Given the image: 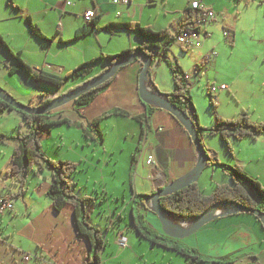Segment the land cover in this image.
<instances>
[{
    "label": "crops",
    "instance_id": "crops-1",
    "mask_svg": "<svg viewBox=\"0 0 264 264\" xmlns=\"http://www.w3.org/2000/svg\"><path fill=\"white\" fill-rule=\"evenodd\" d=\"M70 1L71 5L67 6L62 0H0V38L13 52H19L23 62L36 74L44 72L62 77L80 64L95 59L101 54L115 55L119 52H116L117 50L110 51L108 47L105 48V42L106 40L112 41L114 37L120 38L121 34H125L128 41L127 45L123 46L120 51L137 48L146 42L132 31H106L104 28L110 23H139L154 31L167 29L169 33L174 34L182 21L181 15L184 9L189 6L192 0H130L128 4L119 5H113L110 0ZM199 1L206 9L213 11L210 6L208 7V0ZM88 9L96 11L97 21L94 27L89 26L83 20L82 15ZM26 19L36 25L42 36L48 40L33 36ZM83 29L84 32L81 31ZM207 36V33L206 36L204 34V37ZM174 47L176 46L169 47L167 56H172L177 61L173 53ZM198 48H201V44ZM215 62L214 60L213 63ZM12 65L14 62L0 45V87L23 105H29L31 97L45 95V98H54L73 86L65 85L58 89L33 80L23 71L9 74L8 70ZM129 65L119 70L106 90L97 96L89 106L77 112L73 102H71L73 108L67 107V110L74 112V114L70 116H64L65 109L64 111H57V114L72 122L84 120L86 124H93L89 128L87 136H84L82 131L81 136L87 140L86 145L89 146L94 143L98 146L92 150L93 153H97L95 156L100 153L101 157L90 162L92 155L88 157L85 154L81 158L77 153L79 162L76 160L68 162L79 164L78 168L83 165L87 173L89 171L97 172V178L86 176L84 180L78 178L77 172L71 181L73 184L72 193L76 197L93 199V201L85 204V221L99 231L103 240L104 245L98 253L100 264H155V261L145 258L142 248H134L137 245L134 238H124L126 231L137 233L131 226V214H134L135 220L139 222L144 220L147 225L149 224V227L159 231L158 219L144 204L141 196L151 195L158 186H165L188 175L197 161V152L188 134L165 110L157 108L152 112L147 125L144 124L145 135L141 138V125L133 119V117L141 116L145 112L144 103L140 101L137 92V76L141 66L138 60ZM154 65H156L155 68L159 66L158 60L155 61ZM153 66L147 76V89L154 88L163 95L171 94L173 91L172 81L164 89L158 88ZM107 67L108 62L106 61L96 62L92 65L93 72L91 75L96 76L103 69L106 70ZM186 78V86L189 91L191 87L190 77L186 74ZM239 78L240 75L231 77L230 86H227L228 90L233 89V93H237L239 85L237 88L236 82ZM258 86L262 91L260 102L263 104L260 110L256 107L250 111L251 117L249 116V119L251 118L252 120H250L253 122H264V77ZM113 109L128 111L133 117L120 115L101 117ZM108 119L116 122V124L108 121ZM114 128H116L117 134L114 133ZM51 129L42 130L41 151L51 161H64L57 149L59 145H55L56 138L52 136ZM18 132H27L23 125L22 115L15 111L2 113L0 115V135L11 137ZM99 134L102 135L101 141ZM208 138L211 137H200V142L210 157L205 167L206 170H209V174L214 173L217 167L216 163L229 166L238 165L249 177L254 180L257 179L264 188L263 134L255 138L229 139L232 155L226 152L219 137L214 139L217 141V147L214 143L211 144ZM48 140H50L49 151L43 147V141ZM125 142L130 143L128 144L130 146L128 147L130 160L134 154L132 169L135 170V173L142 171L146 174L144 179L146 182L138 183V185L141 184L143 192H136V182H134V185L130 186V192L127 196L129 200H125L127 199L124 194L126 190L122 188L125 182L122 181L123 176L117 169L118 159L113 162L115 148L120 147ZM79 145L80 142L77 139L74 146L78 147ZM14 146L15 143L11 140L0 141V156L4 157V147L9 155L8 163L3 169H0V196L3 199L15 192V187L10 184L8 178L4 177V172L10 166V156ZM148 156L153 157L152 165L146 164ZM105 168H109V170L105 171ZM118 175H120L119 178ZM135 177L138 180L137 173ZM105 178H108L110 182H105ZM49 183L50 171L46 168L39 170L34 167L27 173L25 192L16 199H9L12 205L8 211L14 213V220L12 219V221H15L16 225L12 231L0 237V242H2V238L9 242L2 243L13 251L28 250L29 253L38 255L41 260H32L37 264H89L87 257L92 248L85 237L77 235L73 209L70 206H64L60 212L53 210L51 200L47 196ZM209 184L214 185L215 182L210 181ZM220 184H229V179L221 178ZM129 217L131 221L128 225ZM0 218H2V213ZM241 225L245 227L243 232H239ZM191 236L184 244L196 248L203 255H206L208 246L217 248L227 246L231 244V241L239 243L240 247L234 250L230 251L225 248L224 255L220 252L217 256L206 255L211 260L222 257L232 264H264L263 232L254 218L247 214L217 218ZM139 237L143 239L140 235ZM119 238L125 242L123 247L119 245ZM140 239H137V243L140 242ZM241 243L246 244V247L254 246L255 249L233 256L243 249ZM256 246H259L260 250H257Z\"/></svg>",
    "mask_w": 264,
    "mask_h": 264
},
{
    "label": "trees",
    "instance_id": "trees-1",
    "mask_svg": "<svg viewBox=\"0 0 264 264\" xmlns=\"http://www.w3.org/2000/svg\"><path fill=\"white\" fill-rule=\"evenodd\" d=\"M258 3H264V0H258ZM195 12H197V10H192L189 6L184 9L181 15L182 21L178 30L174 34L169 33L167 29L154 31L149 27L132 22L110 23L104 29L109 32L116 30H122L126 32L132 31L148 42H145L137 48L143 50L151 57L150 69L155 61L159 58L166 59L173 84V91L168 95V101L176 108L191 117L199 129V137H219L226 152L229 155H232L229 139L239 140L244 137L255 138L258 135H264V122H252L245 114H241L237 116V118L231 120H225L215 116L214 125L211 128H202L198 125L197 114L186 86V74L182 71L181 67L176 61L169 62L167 60V52L169 47L172 44H175L176 37L181 31L198 32L197 29L192 28ZM96 21L97 16L91 22H89L88 25L94 27ZM26 22L33 36L38 39L48 40L42 36L38 27L33 25L30 20L26 19ZM81 31L84 32V29ZM0 45L14 62V65H12L8 70L9 74H13L17 71H23L27 73L33 80L40 81L58 89L65 85H73L65 92L73 90L83 82L93 78L94 75L91 76L93 72L92 65L96 62L106 61L108 62L107 68H109V66L115 64L119 59L131 54L134 49H137H125L115 55L101 54L97 58L80 64L73 70L65 73L62 77H59L44 72L36 74L23 62L20 57V53L13 52L2 41L1 38ZM103 71H105V69H103L101 72ZM115 77L116 74L103 84L85 92L75 99L73 101L75 111L79 112V110L89 106V104L93 102L97 96L106 90ZM206 91L210 96L209 91ZM45 97V95H38L35 98L31 97L29 99V105L35 107L45 106L52 100V98ZM209 104L212 109H215L212 99H210ZM144 107L145 112L141 116L133 117L128 111L113 109L107 113H104L101 117L103 118L111 115H120L125 117L131 116L135 121L140 123L141 138H143L145 135L144 124L147 125L152 112L157 109L155 106L149 104H144ZM7 111H15L22 115L23 125L26 127L27 132H18L15 136L11 137L0 135V141L12 140L15 142V146L10 156V166L4 172V177L8 178L10 184L15 187V194H11L8 198L5 197V199L8 201L9 199H16L25 192L26 175L32 168L35 167L39 170L42 168L48 169L50 171V183L47 189V196L51 200V206L53 210L55 212H60L64 206H70L73 209L77 235L85 237L92 248L90 255L87 257L89 264H100L98 253L104 245L103 240L99 235V231L85 221V204L93 201V199L87 197L79 198L72 193L73 184L71 179L78 172L79 164L68 161H51L44 156L40 146L42 130H47L57 125H75L77 128L81 129L84 136H87L89 128L93 126V124H86L84 123V120L72 122L60 114L55 113L54 111L44 115L26 114L13 109L7 103L0 100V115ZM98 136L99 140L101 141L102 135L99 134ZM136 149L138 151V148ZM133 162L134 154L132 155L131 159L130 171H132ZM216 166L220 167L223 176H226L229 179V184H214V190L210 194L205 195L202 192V189L199 187L197 181L187 185L173 194L161 197L159 199L161 207L165 210L168 217L174 223H182L184 221L193 219L200 215L207 208L218 202H234L245 208L257 209L264 212V188L256 180L249 177L238 165L229 166L216 163ZM145 196L142 195L141 197L144 198ZM252 217L260 226L264 239V230L262 229L259 220L253 215ZM131 219V226L141 237L147 239L152 244L163 246L176 252V254L183 256L186 259L185 264H232V262L226 261V259L222 257L211 260V258H208L206 255H203L197 251L196 248L187 246L184 244V241H186L188 238L180 241L161 234L150 235L152 231H150L146 226H143L142 222L137 223L133 213L131 214ZM141 228H143L145 232H141Z\"/></svg>",
    "mask_w": 264,
    "mask_h": 264
},
{
    "label": "rangeland",
    "instance_id": "rangeland-1",
    "mask_svg": "<svg viewBox=\"0 0 264 264\" xmlns=\"http://www.w3.org/2000/svg\"><path fill=\"white\" fill-rule=\"evenodd\" d=\"M208 2V7L210 6L213 9L214 19L208 21L205 25H201L200 27L201 33L199 35V42L201 43V48L191 47L188 50H184L177 44L171 45L176 46L173 48V53L177 60V64L181 67L182 71L187 74L188 77H190L191 87L189 89V94L198 117V125L202 128H211L214 125L215 116L225 120H231L237 118V116L241 114H245L249 118V116L251 117L250 111L256 109V107L260 110L263 104L260 102L262 91L258 85L264 77V3L259 4L258 0H208ZM204 32L207 33V37H204ZM225 33H228L229 36H226ZM127 41V36H125V34H121L120 38L114 37L112 41L106 40L105 48L108 47V50L110 51L117 50L116 52H120L121 48L127 45ZM212 53H215V56L208 59L207 56L211 55ZM171 57L167 56V60L169 62H174L175 59L173 57L170 59ZM214 60L216 61L215 63H213ZM158 63L159 66L157 68H155L156 65L153 66L155 68L154 71L156 72V81L158 82L157 86L158 88L164 89L171 82V74H169L170 70L166 63V59L159 58ZM128 66L130 65H127V67ZM237 75H240V78L236 82L237 88L239 85L237 93H233V89L228 90V87V91L224 90L217 93L214 92V89H218L221 85L230 86L229 82L231 77ZM206 90L209 91L210 96ZM210 99H212L215 109L211 108L209 104ZM71 105L72 104L70 102L60 108L55 109L54 112L57 113V111H64L65 109L66 111L64 116L73 115L74 112H68L67 110V107H72ZM124 119L129 121L126 118ZM108 121L111 120L108 119ZM114 123L116 124V122ZM74 127L66 125H57L51 127L52 136H55L56 138L55 145H59L57 149L59 150L58 152L61 155L62 160H76V162H79L80 159L78 160V156L82 158V156L86 154L88 157H90V155L93 156L90 157V162H92L97 160L98 157H101L100 153H98L97 156H95L97 153H93V150L98 146H96L94 143L89 146L86 145L87 140L81 136V129ZM114 133L117 134L116 128H114ZM77 139L79 140L80 145L75 147L74 143ZM208 139L210 140L211 144L214 143V145L217 147V141L214 140L216 139L215 137ZM120 143L122 144V142ZM128 144L130 143H123V145L120 146L122 147L120 150H117L120 148L119 146L115 148V155H113V162L118 159L117 169L124 177H122V181L125 183H123L122 188L123 190H126L124 193L126 198L130 192V186L134 185V182H136L137 193L143 192V189L141 190V184L138 185V183L146 182L144 180L146 178V174H144V172L136 171L137 176H139L138 180H136L135 170L132 169V171H130L131 160L128 150V147L130 146H128ZM43 147L49 151L50 140L43 141ZM4 153V157L0 156V169H3L9 161L8 151L5 147ZM77 153L79 154L78 156ZM120 159L122 160L120 161ZM99 165H101V163H99ZM101 166L105 167L103 165ZM112 169L113 167L111 170ZM107 170H109V168H105V171ZM208 171L209 170L205 169L198 180L199 187L202 189V192L205 195L210 194L214 190V187L212 186L213 184H209L210 181H213L216 185H218L220 184V179L226 177L223 176L220 167L215 168V174L213 173L211 175ZM77 175L80 180H84L86 176L97 178V172L89 171L87 173L84 170L83 165H80V168H78ZM119 176L120 175H118V178ZM105 179V182H110L108 178ZM125 200H129V198ZM142 200L144 201L145 197ZM247 215L252 217L251 214ZM12 219L14 220L13 212L3 211L2 218H0V237L5 236L6 233L13 230V227L16 225V223L15 221H12ZM128 219L129 220H127V224L129 225L131 219L130 217ZM136 222L139 223L137 220ZM141 222L143 226H146L150 231H152L150 235H164L161 232L160 227L159 231H156L153 229V227L150 226V228L146 221L143 220ZM243 231H245V227L241 225L239 232ZM141 232H145V230L141 228ZM137 234L138 233L134 231H126L124 238H134V241H136L137 244L136 247L134 246V248H142L146 259L155 261V264L185 263L186 259L183 256H180L179 254H176V252L163 246L152 244L143 237V239H140L139 234ZM253 238L255 237L253 236ZM137 239H140L139 243H137ZM1 241L5 244L9 243L7 240H3L2 238ZM9 241L11 242V239H9ZM2 242H0V264H23L21 261V254H33L29 253L30 251L28 250H18V252L13 251ZM227 246L225 245L224 247L217 248L208 246V249H206V255L217 256L219 252L224 255L223 252L225 248L226 250L231 251L240 247L239 243H233L232 241L231 244ZM241 248L243 249L236 252L235 254L233 253V256H237L241 254V252L249 251L253 248L255 249L254 246L246 247V244L244 243H241ZM256 248L257 250H260L259 246H256ZM140 261H143V259H140ZM26 264L37 263L32 262L31 260Z\"/></svg>",
    "mask_w": 264,
    "mask_h": 264
},
{
    "label": "water",
    "instance_id": "water-1",
    "mask_svg": "<svg viewBox=\"0 0 264 264\" xmlns=\"http://www.w3.org/2000/svg\"><path fill=\"white\" fill-rule=\"evenodd\" d=\"M139 61L141 63V68L138 72V84L137 92L141 102L144 104L153 105L156 108L165 110L168 112L185 130L188 134L193 147L197 152V161L192 171L188 175L181 179L175 180L160 189H156L151 195L145 196L144 204L156 215L160 223L161 232L172 239L184 240L191 235L195 234L202 227L214 221L217 218L236 215V214H251L255 216L264 230V212L257 209H248L240 204L234 202H218L207 208L197 217L184 221L182 223H174L167 215L165 210L161 207L159 199L161 197L173 194L178 190L186 187L187 185L197 182L201 173L205 169L207 162L209 161V156L206 150L202 147L199 137V129L193 122L190 116L182 112L174 105L168 101V95H163L159 93L156 89H147L146 83L148 82V74L151 65V57L141 49H134V51L119 59L115 64L109 66L105 71L94 76L88 81L83 82L77 88L64 92L57 97L52 98V100L45 106L35 107L29 105H23L18 103L9 94L4 92L0 88V100L7 103L10 107L15 110L21 111L30 115H44L57 108H60L70 102H73L79 96L85 92L103 84L119 70L134 61Z\"/></svg>",
    "mask_w": 264,
    "mask_h": 264
},
{
    "label": "built area",
    "instance_id": "built-area-1",
    "mask_svg": "<svg viewBox=\"0 0 264 264\" xmlns=\"http://www.w3.org/2000/svg\"><path fill=\"white\" fill-rule=\"evenodd\" d=\"M65 5L70 6L71 1L70 0H62ZM130 0H110V2L113 5H119V4H128ZM189 7L192 10H197L194 15V23L192 25V28L197 29L198 32H193V31H181L177 37L175 44L178 46L182 47L184 50H188L191 47L198 48L200 47V27L201 25H205L208 21H211L214 19V13L213 11L206 9L199 0H192L189 3ZM83 20L85 23L91 22L95 17H96V11L94 9H88L86 10L83 15ZM225 35H228V33H225ZM206 36V33H205ZM215 56V53H212L211 55L207 56L208 59L212 58ZM140 66L141 63L139 62ZM227 90V86L221 85L218 89H214V92L217 93L219 91H224ZM147 165H152L153 164V157L148 156L146 160ZM11 209V204L9 203L8 200L3 199L0 197V213H3V211ZM119 245L123 247L125 245V242L123 241L122 238H119ZM41 260L38 255L36 254H26L23 253L21 254V261L22 263H28L31 260Z\"/></svg>",
    "mask_w": 264,
    "mask_h": 264
},
{
    "label": "flooded vegetation",
    "instance_id": "flooded-vegetation-1",
    "mask_svg": "<svg viewBox=\"0 0 264 264\" xmlns=\"http://www.w3.org/2000/svg\"><path fill=\"white\" fill-rule=\"evenodd\" d=\"M61 94H62V93H61ZM162 186H164V185H162ZM162 186H158L157 188L160 189V188H162Z\"/></svg>",
    "mask_w": 264,
    "mask_h": 264
}]
</instances>
